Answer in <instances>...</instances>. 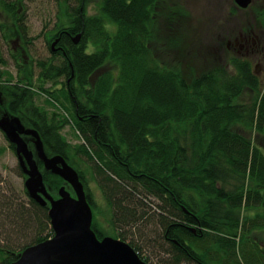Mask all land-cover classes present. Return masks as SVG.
I'll use <instances>...</instances> for the list:
<instances>
[{
    "label": "trees",
    "instance_id": "16d2710c",
    "mask_svg": "<svg viewBox=\"0 0 264 264\" xmlns=\"http://www.w3.org/2000/svg\"><path fill=\"white\" fill-rule=\"evenodd\" d=\"M19 1L0 0L8 18L0 21L4 39L26 38ZM90 1L54 0L51 57L39 63L38 75L25 60L14 75L0 53L7 109L39 133L48 156H63L87 189L79 162L85 159L116 238L147 263L143 243L152 259L162 262V252L168 264H262L264 257L249 260L250 232L264 233V83L253 62L231 55L188 80L180 64L158 56L171 52L168 30L179 12L164 0H98L99 13L89 15ZM255 13L264 22V6ZM49 81L63 84L61 97L74 110L82 143L70 144L62 134L67 121L37 104L34 89L48 92ZM43 174L56 195L65 182ZM28 198L6 188L0 173V264H12L27 247L54 236L49 208Z\"/></svg>",
    "mask_w": 264,
    "mask_h": 264
},
{
    "label": "rangeland",
    "instance_id": "374dc122",
    "mask_svg": "<svg viewBox=\"0 0 264 264\" xmlns=\"http://www.w3.org/2000/svg\"><path fill=\"white\" fill-rule=\"evenodd\" d=\"M97 1L98 0H91L88 3L87 12L89 15L99 13V4ZM19 4L23 6L21 9V12H23L22 27L26 29V38L24 41L21 39L6 41L9 40L8 38L4 41L3 34L0 31V53L7 63L4 65V68L14 75H18L21 70L18 67H23L25 61L26 63L31 62L35 74L38 75V73L43 71L39 63L51 57L48 42L52 38L50 32L56 23L58 7L55 5L54 0H21ZM164 4L167 8L171 7L176 13L179 12V15L176 17L177 22L173 23L175 26H173L172 29L168 30V22H163L162 28L164 31L168 30V32L171 33L172 37L170 39L171 41L174 40V42L170 53L162 51L161 55L158 53V56L164 60L166 57L167 62L172 66L177 67V64H180L179 68H181L188 80L193 79V77L200 75L210 68L228 63L231 54L228 53L227 40H229V38H235L236 33L238 34L241 29L255 33L257 37L264 42V22L260 21L255 13L256 8L264 6V0H254L253 4L246 9L238 7L235 0H164ZM5 16V14L0 13V21L6 22L8 18ZM166 36L168 35L166 34ZM26 41L29 44L28 51L23 52L25 61H22L20 57L19 63H17L15 58L12 60V55L15 53L18 46L20 45L23 47ZM18 54L21 55V51H18ZM252 66L255 74L264 83V64L256 67V64L253 63ZM37 75L34 78L36 87L39 85ZM60 80L65 81L64 78ZM44 87L47 88L48 92L34 89L37 104L46 108L49 114L57 115L60 121H67V124L62 129V134L67 138L70 144L76 145L82 143L74 125V110L69 102L65 103L63 100L64 98L61 97L63 92H65L63 84L49 81ZM250 95L251 94L245 95V98L248 99ZM12 116L13 115L7 109L5 98L1 95L0 120L3 117L11 118ZM28 136L31 138L30 144L27 142L29 149L37 158L38 155L36 143L33 140L34 137L31 135ZM262 142L264 143V139ZM79 162L85 173L84 178H86L87 189L90 191L96 205L95 211L92 208L93 213H95L93 226L97 228L98 232H105V235L116 238V232L109 223V219L111 218L110 208L105 201L103 193L95 180H92L93 173L86 164L85 159H79ZM39 168L41 172H46L44 167L41 168L39 166ZM0 173L5 179V187L13 189L18 193V196L28 201L29 195L25 186L27 176L24 175L19 165L16 152L10 148L9 141L1 129ZM65 187L72 193V189L67 183H65ZM87 189L85 186L86 192ZM53 196L58 197V192ZM147 236L151 238V240L148 241L151 244L153 242V235L151 236L150 233V235ZM156 237L160 239L159 236L156 235ZM142 246L144 248L142 254L149 259L150 264H168V262H170V259L162 254V252L161 257L164 263L152 259V255L154 256L155 254H148L151 251L150 245L143 243ZM164 248L166 247L160 248V250L162 251ZM159 260L161 261V258Z\"/></svg>",
    "mask_w": 264,
    "mask_h": 264
},
{
    "label": "water",
    "instance_id": "95a60500",
    "mask_svg": "<svg viewBox=\"0 0 264 264\" xmlns=\"http://www.w3.org/2000/svg\"><path fill=\"white\" fill-rule=\"evenodd\" d=\"M235 3L246 9L253 0H235ZM80 38L81 34H78L73 40L78 44ZM0 129L15 144L21 168L27 176V192L39 204L49 208L54 230L52 238L27 247L12 264H148L129 243L112 237L98 238L93 229V210L79 173L63 156H47L36 130L26 129L18 117L2 118ZM23 134L35 138L38 159L44 163V168L60 176L74 194L62 186L58 198L51 195Z\"/></svg>",
    "mask_w": 264,
    "mask_h": 264
},
{
    "label": "flooded vegetation",
    "instance_id": "af4514ba",
    "mask_svg": "<svg viewBox=\"0 0 264 264\" xmlns=\"http://www.w3.org/2000/svg\"><path fill=\"white\" fill-rule=\"evenodd\" d=\"M253 2H254V0H253ZM17 39H21L22 41H24L20 37L16 38V40ZM3 40L5 41L6 39H3ZM6 41H11V40H6ZM55 42H56V44L54 45L55 48H53V44H52V48H53L52 50L54 52L57 51V49H58L57 46H58L59 38H57L55 40ZM28 44H29L28 42H25V45L23 47H21L19 45L18 48L16 49L15 53H13V55H15L14 58L17 61V63H19L20 57L22 58V60L25 59V58H23V56H24L23 52L28 51ZM10 45H11V43H10ZM227 49L229 50V52H228L229 54L233 55L234 57H236L238 59L250 61L251 63L253 62L254 64H256V67H259L260 65L264 64V42L259 37H257V35L255 33L247 32L245 29H241L238 32V34H236L235 38H229V40H227ZM18 51H21L22 54L19 55ZM253 63H252V65H253ZM14 117H16V116H12L11 118H14ZM22 138L25 141L27 140L26 142H28V143L31 142V138L28 135L23 134ZM33 140L35 142L34 138H33ZM9 145H12V143L10 141H9ZM13 145H15V144H13ZM14 151L16 152V146H15ZM16 156H17V159L19 161L17 152H16ZM34 158H36L35 155H34ZM35 160L37 161L39 166L41 163L44 166V163L42 161H40L38 159V157ZM19 165H20V161H19ZM20 167H21V165H20ZM93 218H94V213H93ZM93 229L95 230L96 234L99 233L95 226H93ZM104 235H105V232H104ZM97 236H98V234H97ZM104 237H109V236L105 235ZM104 237H101L100 239H102ZM115 239H118V238H115ZM119 240H121V239H119ZM249 243H250L249 260L250 261H261L264 257V233L261 230H252L249 234ZM257 252H259V253L257 254ZM262 264H264V260H263Z\"/></svg>",
    "mask_w": 264,
    "mask_h": 264
},
{
    "label": "bare ground",
    "instance_id": "6f19581e",
    "mask_svg": "<svg viewBox=\"0 0 264 264\" xmlns=\"http://www.w3.org/2000/svg\"><path fill=\"white\" fill-rule=\"evenodd\" d=\"M45 170H46V169H45ZM46 171H47V170H46ZM63 181H64V180H63ZM64 182H65V181H64ZM65 183H66V182H65ZM62 186H65V184L62 185ZM72 194H74L73 191H72ZM51 195H52V194H51ZM29 196H30V195H29ZM53 197H54V196H53ZM54 198H57V197H54Z\"/></svg>",
    "mask_w": 264,
    "mask_h": 264
}]
</instances>
